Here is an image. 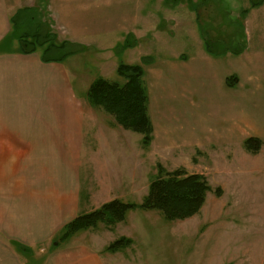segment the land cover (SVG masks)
<instances>
[{"label":"crops","instance_id":"1","mask_svg":"<svg viewBox=\"0 0 264 264\" xmlns=\"http://www.w3.org/2000/svg\"><path fill=\"white\" fill-rule=\"evenodd\" d=\"M86 2L88 0H0V264H22L7 241L15 247L23 245L27 250L22 251L30 257L31 247L42 246L45 250L38 254L39 264H103V257L94 246L78 240L79 235L89 229L58 241V245L51 243L53 248L50 242L80 212L97 208L129 183L132 188V177L128 182L127 173L123 171L142 169V136L139 140L135 138L137 141L132 146L130 139L134 136L127 132L130 130L122 128L102 113L101 108L88 102L87 83L80 93L76 92L72 78L78 76L79 61L71 59V70L64 59L44 62L41 60L44 46L38 47L41 51L35 48L24 54L18 50L16 37H12L10 18L18 9L34 8L38 17L37 9H41L50 22L48 32L55 36L76 26L79 13L87 9L83 6ZM180 2L149 0L142 14L147 17L137 22L133 16L129 17V24L120 29L116 45L105 49L110 53V49L115 51L122 47L119 49L122 51L135 48L143 41L154 42V32L165 30L160 27L158 17L175 16ZM153 4L164 8L157 7V11ZM146 18L150 20V27H145L146 21L142 23ZM39 19L43 21V16ZM127 36L131 40L129 47L124 46ZM202 43L204 45V41ZM81 46L82 50L87 48ZM103 49L95 46L91 50L97 54ZM254 57L247 46L215 54L203 46V50L193 56L177 51L158 64H148L143 75L153 133L147 147L156 141L158 129L162 127L156 113L166 115L168 136L174 134L175 145L177 140L188 138L196 141L195 148L199 147L202 132L195 134L184 129L181 116L187 112L189 96L204 94L210 98L217 94L218 100L226 101H217L212 108L214 114L231 115L222 123V129H230L234 136L246 129L243 137L252 134L261 138L258 128L257 133L250 130H255V124L264 127V105L259 102V94L264 91L259 87L253 92L245 85L253 78L255 61L262 64L260 81H264V55ZM105 61L103 57L96 60L98 66ZM238 62L243 66L240 70L234 68ZM228 76L236 77L232 85L226 83ZM212 131L214 135L206 133V140L221 138L219 132ZM183 134L185 139L181 137ZM120 161L124 164L122 168ZM84 175L87 187L81 196ZM104 195L109 197L99 201L98 197Z\"/></svg>","mask_w":264,"mask_h":264},{"label":"rangeland","instance_id":"2","mask_svg":"<svg viewBox=\"0 0 264 264\" xmlns=\"http://www.w3.org/2000/svg\"><path fill=\"white\" fill-rule=\"evenodd\" d=\"M148 1L88 0L83 5L87 9L79 13L76 26L72 25L70 31L62 35H53L57 43L64 39L87 46L79 55L71 58L67 55L64 58L70 70L71 59L79 61L78 76L72 78L76 92L80 93L82 86L86 83L90 85L98 77L122 84L124 79L116 72L119 63L140 65L144 72L148 64H158L171 53L183 51L190 56L198 54L205 47V41L209 42L210 51L214 54L247 46L254 58L264 55V0L257 4L259 0H180L175 16L158 17L160 27L165 30L151 33L154 42L148 44L143 41L135 48H123L122 51H119L122 47L115 51L110 49L111 56L105 48L116 45L120 29L129 24V17L133 16L136 22L147 17L142 14ZM153 6L157 11L164 8H160L159 4ZM184 6L188 9H184ZM37 10L43 16V31L50 30L48 17L41 9ZM145 21V27H150L149 18L142 23ZM21 30L19 26L15 27L12 37H16ZM95 46L104 49L95 54L91 50ZM100 57L106 61L98 66L96 60ZM253 66V78H249L245 84L248 85L247 90L257 92L261 87L264 91V81H260L262 64L255 61ZM234 68L240 70L243 66L238 62ZM141 79L148 92L143 74ZM259 95V102L264 105V94ZM217 96L210 98L208 94L197 97L192 95L187 99V112L181 116V120L184 129L195 134L202 132L198 138L200 146L197 148L194 146L196 141L185 139L184 134L180 136L185 140H177L178 144L175 145L174 134L168 136L166 115L163 117L156 113L162 127L158 129L156 141L144 148L142 169L134 171L132 168L130 173L128 170L123 171L127 173L128 182L132 177V188H129V183L127 188H121L118 193L110 196L114 195L111 199L140 204L147 193L149 182L156 174V163L159 162L167 170L183 167L189 173L205 176L211 189L206 193L200 210L182 220H166L158 210L134 208L126 212L123 221L115 223L111 228L99 223L95 228L80 234L78 240L94 246L103 257V264H264V127L255 124V132L250 130V133L261 131V147L255 154L247 152L243 141L252 134L243 137L244 131L247 132L244 128L238 136H234L230 129H222V123L228 121L231 115L213 113L212 108L217 101L226 102L224 98L218 100ZM164 104L165 101L161 103ZM150 111L148 108L149 116ZM169 125L172 128L171 123ZM212 129L219 132L220 139L206 140V133L214 135ZM127 132L134 136L130 139L133 146L137 141L135 138L139 140L141 135ZM120 165L122 168V161ZM86 187L84 175L81 196L82 192H86ZM107 197L104 195L98 197V200ZM60 233L52 239L50 248H53L51 243H56ZM121 236L131 239L129 246L116 252L105 250L110 242ZM7 242L16 251L22 264L41 263L38 254L45 250L42 246L31 247V251H28L31 252L30 257L24 253L26 251Z\"/></svg>","mask_w":264,"mask_h":264},{"label":"trees","instance_id":"3","mask_svg":"<svg viewBox=\"0 0 264 264\" xmlns=\"http://www.w3.org/2000/svg\"><path fill=\"white\" fill-rule=\"evenodd\" d=\"M10 23L12 33L15 27L22 28L16 36L18 50L27 54L33 52L37 46H44L41 51V60L44 62L61 61L67 55L82 50V46L76 43H53V35L43 31V23L34 8L18 9L11 16ZM128 38L129 36L124 41V46L127 47L131 46ZM209 45L205 41V48L210 52ZM116 72L124 82L120 84L101 77L96 78L88 86V102L110 114L122 128L141 134L145 148L152 140L153 127L148 114V95L141 79L143 69L140 65L119 63ZM234 81L235 76L226 78L227 85H232ZM243 147L247 152L255 154L260 150L261 140L255 136L247 137L243 141ZM155 167L156 174L149 182L147 193L140 204L117 198L105 201L97 208L80 213L67 222L53 244L58 245V241L80 230L95 228L99 223L111 228L115 223L123 221L126 212L134 208L158 210L166 220H182L196 214L205 201L206 193L211 189L205 176L201 173H189L183 167L167 170L159 162ZM130 243L131 239L121 236L110 242L105 250L116 252ZM18 248L27 249L22 245Z\"/></svg>","mask_w":264,"mask_h":264}]
</instances>
